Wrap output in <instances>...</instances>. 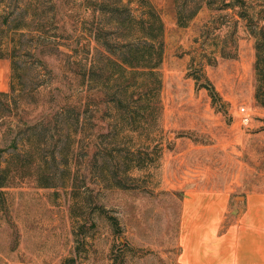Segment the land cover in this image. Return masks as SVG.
I'll return each instance as SVG.
<instances>
[{
	"label": "rangeland",
	"instance_id": "1",
	"mask_svg": "<svg viewBox=\"0 0 264 264\" xmlns=\"http://www.w3.org/2000/svg\"><path fill=\"white\" fill-rule=\"evenodd\" d=\"M246 1L257 12L264 0ZM5 9L23 30L16 74L0 60V91H13L22 132L0 120V168L16 175L0 191V264H185L264 193L255 39L223 0H1ZM149 9L165 49L162 86L145 93V76L122 86L115 61ZM218 195L228 199L219 232Z\"/></svg>",
	"mask_w": 264,
	"mask_h": 264
},
{
	"label": "trees",
	"instance_id": "2",
	"mask_svg": "<svg viewBox=\"0 0 264 264\" xmlns=\"http://www.w3.org/2000/svg\"><path fill=\"white\" fill-rule=\"evenodd\" d=\"M223 4H225V7L236 11V14L245 22L250 34L255 39L256 60L254 70L256 75V89L254 97L257 104L264 108V1H260V5L259 3L257 4V12H255V7L247 4L246 0H230L228 3H226V0H223ZM9 7L11 8V5ZM11 10L14 12V8H11ZM4 11L5 12L0 13V21L3 18L0 23V33L5 34V36L6 34L9 35V40L6 41L0 38V60L6 56L9 57L12 60L13 72L16 74L18 70L17 58L19 47L14 36L18 34L19 31L23 30V27L19 24L11 26L8 16V14L10 15L11 13H8L6 16L7 9ZM181 14L182 11H180L178 15V25L180 27H186V19H184ZM121 26L122 29L128 30L129 28V25L125 21L120 24V28ZM131 28L133 29L134 37L130 39L128 43H125L120 47L118 57L115 61L121 72L122 86H125V89H128V86H131L132 84L130 82L135 83L139 77H142L143 79L145 76L146 82H144L145 79L142 83L140 81L136 85V89L145 93L153 91L157 92L162 86L159 70L163 62L165 49L163 39L165 30L164 23L161 16L154 9H149L142 19L132 20ZM106 46L108 52L111 53L112 50L109 49L111 47H109L108 43H106ZM7 48L9 49L6 50ZM220 55L224 58L227 57L223 51L220 52ZM129 68L132 69L130 72V78L125 73ZM150 79L154 80L153 87H151L149 83ZM125 80L128 81L127 84L125 83ZM201 87L209 91L214 103L217 102L219 95L210 81L206 80ZM12 92L7 93L0 91V120L5 118L11 119L9 121L11 131L16 132L15 130L18 129L15 136L19 137L22 129L15 125V117H18L17 111L19 106L18 101ZM33 127H35V125L30 126V128ZM16 137H13L11 146L16 148V151H19L20 145ZM26 142L31 147L33 146L30 141H24L22 145L26 146ZM17 155L18 158L21 157L19 153H17ZM11 174L12 170L9 163L4 168H0V191L3 188L12 187L11 185L13 182L11 180L16 175L12 176ZM71 263L74 264L75 260L69 261V264Z\"/></svg>",
	"mask_w": 264,
	"mask_h": 264
},
{
	"label": "crops",
	"instance_id": "3",
	"mask_svg": "<svg viewBox=\"0 0 264 264\" xmlns=\"http://www.w3.org/2000/svg\"><path fill=\"white\" fill-rule=\"evenodd\" d=\"M217 202L211 227L219 232L227 217L228 199L218 195ZM242 206L226 233L211 241L210 248H204L202 240L194 257L185 251V264H264V193L248 195ZM250 236H255L251 242Z\"/></svg>",
	"mask_w": 264,
	"mask_h": 264
},
{
	"label": "built area",
	"instance_id": "4",
	"mask_svg": "<svg viewBox=\"0 0 264 264\" xmlns=\"http://www.w3.org/2000/svg\"><path fill=\"white\" fill-rule=\"evenodd\" d=\"M241 112H242V113H245V112H246V109H245L244 107L241 108ZM244 118H245V122L248 123V122H249L248 117H244Z\"/></svg>",
	"mask_w": 264,
	"mask_h": 264
}]
</instances>
